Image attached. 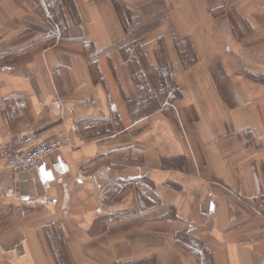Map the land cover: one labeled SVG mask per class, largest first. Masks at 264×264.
Returning a JSON list of instances; mask_svg holds the SVG:
<instances>
[{"label": "crops", "instance_id": "crops-1", "mask_svg": "<svg viewBox=\"0 0 264 264\" xmlns=\"http://www.w3.org/2000/svg\"><path fill=\"white\" fill-rule=\"evenodd\" d=\"M70 1L66 42L0 69V264H264V0L231 2L242 36L213 0ZM120 6L161 22L137 43L178 95L153 110ZM29 134L69 141L13 172Z\"/></svg>", "mask_w": 264, "mask_h": 264}, {"label": "rangeland", "instance_id": "rangeland-1", "mask_svg": "<svg viewBox=\"0 0 264 264\" xmlns=\"http://www.w3.org/2000/svg\"><path fill=\"white\" fill-rule=\"evenodd\" d=\"M232 1L234 0H213L212 6L214 8L220 7V11L218 8L213 11L226 15L231 21L227 23L233 28L234 33L236 32L235 35L242 36L247 29L245 22L234 7L235 4L231 3ZM9 2L14 3L13 0H0V69L16 68L23 65L30 60V55L34 51L48 49L63 43V41L66 42V38L77 31L74 27L77 19L76 12L70 0H30L29 4L26 5L32 7V19L29 16H26V19L23 17L27 11H24L22 2L20 4L14 3L15 14L11 11L13 8L10 11L5 10L4 8ZM61 3H64L63 8ZM120 10L124 16L129 35L127 43L123 46V52L130 58L135 74L142 83V92L145 98L144 111L153 110L163 102H167L168 99L172 100L178 95V91L172 87L171 79L168 89L164 85L166 81L163 84L161 76L152 75L146 70L149 63L144 57V49L141 44L137 43L142 33L161 22H144L143 18L135 17L134 13L126 6H122ZM14 15L19 18L13 19L12 16ZM23 22H31L32 28L24 27ZM178 42L185 60L189 62L192 60L193 54L187 38H179ZM157 49L161 55V46L159 45ZM156 83L160 86L158 90H156L158 87ZM153 85L154 90L151 88ZM262 218L264 217L262 216ZM17 221L20 220L17 219ZM1 238H3L2 235Z\"/></svg>", "mask_w": 264, "mask_h": 264}, {"label": "built area", "instance_id": "built-area-1", "mask_svg": "<svg viewBox=\"0 0 264 264\" xmlns=\"http://www.w3.org/2000/svg\"><path fill=\"white\" fill-rule=\"evenodd\" d=\"M68 141L67 135L43 140L39 134H29L20 138L18 146L3 150L2 157L6 167L13 172H30L57 161Z\"/></svg>", "mask_w": 264, "mask_h": 264}]
</instances>
